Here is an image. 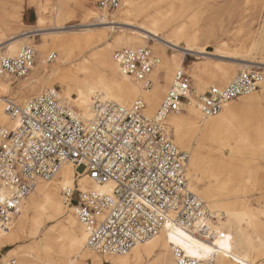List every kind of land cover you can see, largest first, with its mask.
<instances>
[{"label":"built area","instance_id":"1","mask_svg":"<svg viewBox=\"0 0 264 264\" xmlns=\"http://www.w3.org/2000/svg\"><path fill=\"white\" fill-rule=\"evenodd\" d=\"M121 4L122 0H99L98 8L114 11ZM113 57L125 76L150 91V77L160 60L148 48L118 50ZM35 59L30 46L15 57L0 56V80L26 77ZM263 88L264 72L241 71L227 86L211 87L195 101L203 117L211 118L225 104ZM194 96L192 77L181 68L154 117L146 115L144 98L128 108L95 99L93 115L86 120L57 88L20 105L6 100L13 125L0 126V229L12 228L39 180H52L69 163L76 169L75 186L63 188L61 195L84 226L87 247L100 256L126 255L177 224L210 244L224 238L215 228L222 214L213 213L190 190V155L174 143L168 123L170 116L186 112ZM83 176L100 186L110 185V192L81 191ZM174 254L176 264L204 263L179 248Z\"/></svg>","mask_w":264,"mask_h":264},{"label":"bare ground","instance_id":"2","mask_svg":"<svg viewBox=\"0 0 264 264\" xmlns=\"http://www.w3.org/2000/svg\"><path fill=\"white\" fill-rule=\"evenodd\" d=\"M92 1L88 0L86 4L87 12L85 13L88 15L92 13ZM136 2L137 0H122L120 8L115 14L116 20L108 21L105 16H101L96 24L86 26L117 24L119 21L131 26L138 24L137 28L144 33H140L132 40H125L124 37H120L116 39L117 44H122L123 47L128 49H142L138 47L146 46L147 39L164 36L161 39L162 41L174 49H181L180 51L184 55H205V49L198 46L199 37L187 36L186 24L175 28L168 22V20L173 21L177 15H179V18L185 16L189 0H184L182 4V0L180 2L178 0H171V2L170 0H148L146 1L148 9L142 11L138 10ZM161 3L166 6L165 12L159 7V4L162 5ZM156 6L159 9H155ZM42 10H46V7H43ZM6 28L0 23V32L8 31ZM259 34L260 36L264 35V25ZM15 38V35L11 34L7 41L0 40V51L6 42ZM15 43L8 45L10 46L11 56L18 48V45H14ZM66 43L67 41L60 40L57 46L62 47ZM78 43L79 41L76 40V44ZM183 43L185 47L181 48ZM112 48L111 46L103 48L85 57L80 63H76L75 69L65 68L66 61L62 60L60 63V57L57 58V61L61 64L59 69L62 70L60 73L63 72L61 74L63 81L67 84V94L62 97L63 100L75 105L81 117L88 120L93 115L92 105L95 99L128 108L142 96L147 103L146 115L148 117L154 116L163 101L161 90L165 89V85H162L161 82L170 83L173 80L172 69L174 67L184 68L183 64L175 58L172 60L167 59L161 49L152 47V50L162 58V72H160V78L157 74L152 76L154 87L152 91H146L140 83L133 82L132 79L121 72L114 60ZM252 49L261 51L260 40L253 43ZM245 67L250 68L253 66L245 65ZM207 70L208 68L205 65H200L192 71L200 93L205 87L201 73ZM221 74L223 80H229L232 75L225 70ZM9 86L10 78L0 80V125L4 127L13 125L5 111L4 103L6 99L1 96ZM259 92H261L259 95L256 92L249 96L240 97L238 99L240 100L239 104H235L236 101L225 104L221 113L216 117H203L195 99H192L186 107L187 115L180 114L168 118V123L175 134L173 135L174 143L180 148L187 149L190 153L188 162L190 189L208 204L213 213L222 214L215 228L224 233L225 237L218 239L215 244L205 242L193 235L186 227L177 224L174 227L162 230L145 243L137 245L130 253L105 256L104 261L99 257L100 255L87 247V234L84 226L78 221L74 208L67 206L62 198V189L66 187L74 188L76 181L75 167L66 163L52 180H39L37 182L34 190L22 204L20 215L14 221L12 228L8 232L0 229V249L9 244L21 243V241L27 239L38 240V243L43 246L57 230L60 236L66 238L62 249V264H176L174 254L176 248L182 249L189 256L201 259L204 262L203 264H232L223 254L228 250L233 258L245 264H254L255 260L264 256V207L263 210L252 209L247 196L236 197L232 200L222 198V196L230 193L218 188V184L212 183L211 180L217 181L222 176L232 178V164L230 162L226 167L219 166L220 169H225V173L218 172L214 162L211 160L210 164L207 163L205 160L206 155L199 148L194 147L190 134H198L202 140L217 145L223 144L228 137L232 138V135L237 134V130L242 129L244 131L240 136L243 142L248 143L243 148L252 154H256L257 149H262L264 152V127L261 125V121H264V113L262 120L256 126H251L248 122H243V125L240 124V112L249 110L255 104L264 102V88ZM194 117H198L199 121L197 123L193 121ZM236 124H239L237 128ZM253 131L254 134H252ZM252 162L233 165L236 172L233 174L237 175V179H244L243 182L248 188V193L264 188L263 177L260 176L259 172L252 171ZM221 172L222 174L219 175ZM204 177L207 178L208 184L200 188ZM79 186L81 191L84 192H110V185L100 186L86 176L79 179ZM49 221H54L56 224L43 233L42 231ZM25 248V245L20 246L15 254L19 264H50L43 262L41 257H36L26 251ZM51 256L52 254L49 253L46 257ZM211 259L212 262H208Z\"/></svg>","mask_w":264,"mask_h":264},{"label":"rangeland","instance_id":"3","mask_svg":"<svg viewBox=\"0 0 264 264\" xmlns=\"http://www.w3.org/2000/svg\"><path fill=\"white\" fill-rule=\"evenodd\" d=\"M87 1L0 0V23L4 27H7L6 30H8L0 32V40L7 41L11 37V34L16 37L2 46L0 56L15 57L25 46L32 47L36 52L35 66L32 71L24 78H10V86L5 93L1 94L4 99L20 105L41 94L46 89L53 88H57L63 97L67 94V84L64 83L61 75L63 72L60 73L62 70L59 69L62 60L67 63L65 68L75 69L76 63H80L85 57L92 55L100 49L111 46L113 47V55L118 50L128 49L123 47L122 44H117L116 39L124 37L125 40H132V38L134 39L139 36L140 33H144L137 28L138 24L131 26L130 24H124L122 21H119L117 24L86 26L96 24L101 16H105L108 21H113L117 18L115 15L117 10L101 11L98 8L99 0L92 1V13L88 15L85 13L87 12ZM146 1L148 0H137L136 3L139 11L148 9ZM178 1L180 2L181 0ZM182 3H184V0H182ZM161 4V6L159 4V7L165 12L166 6L163 3ZM187 6L185 16L179 18V15H177L173 21L168 20V22L175 28L186 24L185 31L187 36L199 37L198 46L205 49V55H184L180 51L181 49H174L162 41L161 39L164 36L147 39L146 46H139L138 48H148L152 55L160 60V64L150 77L153 83L150 91L154 87L152 76L157 74L160 78V72H162V58L152 50V47L161 49L169 60L175 58L181 61L184 68L192 77L195 100H197V96L204 94L211 87L223 88L227 86L241 71L257 70L264 72V35L260 36L259 34L264 25V0H189ZM43 7H46V10H42ZM60 40L67 41L66 45L58 47L57 44ZM76 40L79 41L78 44H76ZM258 40L261 42V51L252 49L253 43ZM14 42H16L14 45H18V48L14 52V55L11 56L10 46L8 45ZM183 47H185L184 43L181 44V48ZM53 55L56 58L50 61ZM59 57L60 63L57 61ZM200 65H205L208 68L207 71L201 73V78L204 80L205 85L202 93H200L196 80L192 75V71ZM245 65L253 67L246 68ZM177 69L179 68L174 67L172 69V79ZM224 70L232 74L229 80H223L221 73ZM172 82L173 80L168 84L163 81L161 82L162 85H165V89L161 90L163 100ZM141 85L143 87V84ZM260 93L258 92L257 94L259 95ZM139 98H142V96ZM235 101V104L240 103L238 99ZM263 113L264 102L262 104H255L251 109L240 112V124L243 125V122H248L251 126H256L262 120ZM183 115H187V110ZM154 116L152 115L151 117ZM193 121L197 123L199 121L198 117H194ZM238 125H235L236 128ZM261 125L264 127V121H261ZM243 131L242 129L237 130L236 135H232V138L228 137L226 142L217 145L202 140L198 134H190V138L193 141L194 147L199 148L206 155V162H209V164L211 160L214 162L218 172L222 171L225 173V169H220V167H226L231 162L232 178L222 176L217 181L211 178L212 183L218 184V188L226 193H230L229 195L222 196V198L232 200L236 197L242 198L247 196L252 209L263 210L264 188L248 193V188L243 182L244 179L238 178V180L237 175L233 174L236 173L233 167L234 164L241 163L243 165V162L248 163L253 161L252 171L255 173L259 172L264 181V152L262 149H257L256 154L246 151L243 146L248 145V143L243 142L240 136V134H243ZM252 134H254V131ZM173 135L175 134L172 129ZM178 147L181 151L189 153L187 149ZM78 171L82 172L83 168H79ZM207 184L208 180L204 177L200 188H203ZM55 224L54 221H49L42 232L45 233L48 228L55 226ZM54 232L53 237L43 246L38 243V240L27 239L21 241V243L9 244L1 248L0 264H6L12 259L16 260L17 264H19V260L15 254L18 252L19 247L24 245L26 251H29L36 257H41L43 262L62 264V249L66 238L60 236L57 230ZM49 253L52 256L46 257ZM223 254L232 264H245L233 258L229 250L223 252ZM99 257L105 261V256ZM254 264H264V256L255 260Z\"/></svg>","mask_w":264,"mask_h":264}]
</instances>
